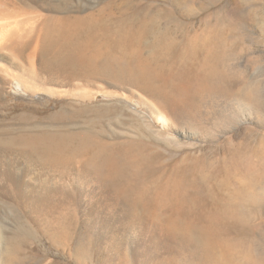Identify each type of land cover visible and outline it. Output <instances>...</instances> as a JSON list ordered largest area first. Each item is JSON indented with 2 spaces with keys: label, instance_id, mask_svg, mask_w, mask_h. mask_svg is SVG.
<instances>
[{
  "label": "rangeland",
  "instance_id": "obj_1",
  "mask_svg": "<svg viewBox=\"0 0 264 264\" xmlns=\"http://www.w3.org/2000/svg\"><path fill=\"white\" fill-rule=\"evenodd\" d=\"M13 1L33 3L42 16L64 5ZM81 1L96 5L95 12L106 0ZM107 1L113 14L101 19L97 38L130 34L127 47L114 53L155 67L157 82L171 92L170 107L159 108L168 120L156 121L154 112L130 99L97 96L87 112L94 123L86 125L80 116L73 128H90L104 145L95 167L72 162L66 183L50 182L67 197L66 242H58L52 221L46 229L43 221H24L19 211L0 205L2 236L21 240L18 264H221L216 241L224 233L248 237L254 251L248 264H264V0ZM28 14L0 16V33L11 30L20 41L33 38L41 18ZM148 23L164 33L173 50L153 52V36L141 31ZM110 83L98 85L111 93L116 90ZM18 95L11 91L0 100V127L17 124L20 115L39 123L70 111L63 94L38 91L29 100ZM92 150L89 155L96 147ZM85 173L104 185L119 181L137 190L131 201L123 194L115 203L107 201L86 183ZM157 183V191L147 190ZM169 221L179 226L174 240L162 229Z\"/></svg>",
  "mask_w": 264,
  "mask_h": 264
},
{
  "label": "bare ground",
  "instance_id": "obj_2",
  "mask_svg": "<svg viewBox=\"0 0 264 264\" xmlns=\"http://www.w3.org/2000/svg\"><path fill=\"white\" fill-rule=\"evenodd\" d=\"M62 1L63 8H59L58 5L57 9L54 8L56 11L50 12L51 14L48 12V16H42L34 11L31 6L33 3L0 0V16L21 11L26 15L31 14L29 19L41 18L37 26L39 33L34 34L33 38L28 36L26 40L22 38L20 41L21 39L18 40L19 38L11 30H6L8 32L6 34H9L7 36L0 33V100H4L11 91L15 94L19 93L23 100H29L30 98L27 97L30 93L34 94L38 91L45 95L63 94L70 99L67 105L70 111L53 113L54 116L47 117L49 121L38 123L30 115H20L17 124L0 127V198L3 200L0 205L16 209L22 214L21 219L24 218V221L31 223L43 221L44 224L46 223L45 228L47 223L52 221L51 225L58 229L56 233L59 238L56 237L60 244L66 242L64 238L67 237L66 231L62 228L67 215L62 213L64 209L66 210L68 201L66 194L65 197L63 196L64 191L59 190L60 187L57 189V186L65 182L68 164L76 162L95 167L104 146L92 135L90 128H85L83 131L74 130L79 126L75 125L77 118L84 116L82 120L86 118L84 122L86 125L94 123L95 116L87 115L92 107L90 103L99 95L106 98L120 96L122 100L130 99L147 112H154L156 121L164 123L168 118L159 108L170 107L172 100H169L170 91L162 84L164 81L161 79L162 83L157 82L161 77L158 76L155 67L132 57L121 58L114 53L117 49L127 47L125 44L130 37L129 33L125 32L119 37L108 40L104 38L103 41L98 39L96 31L99 34L102 31L101 19L112 17V3L106 0L102 3V7L94 12L93 8L96 5L90 2ZM142 27L141 31L145 35L153 36L150 42L153 52H168L174 49V45L167 41L164 33L154 23ZM30 34L32 31L28 35ZM21 59L24 63L19 64L21 62L18 63V60ZM107 80L111 81L110 86L116 91L109 93L98 85L99 82ZM146 97L156 102L159 107L148 102ZM125 103H128V100ZM95 147L96 151L89 155V150ZM85 174L86 183L94 184L96 194L107 201L115 203L119 194L130 200L135 189L137 190L136 186L119 181L104 185L105 182L103 183L99 178H91L88 176L90 174ZM51 181H58L56 188L52 187ZM158 186L157 183L152 189L147 190L157 191ZM165 226L162 229L166 238L174 240L179 227L177 222H170ZM0 233L4 246L3 249L0 248V264H18L21 240L17 237H4L3 232ZM207 254L211 253L207 252L206 257Z\"/></svg>",
  "mask_w": 264,
  "mask_h": 264
},
{
  "label": "clouds",
  "instance_id": "obj_3",
  "mask_svg": "<svg viewBox=\"0 0 264 264\" xmlns=\"http://www.w3.org/2000/svg\"><path fill=\"white\" fill-rule=\"evenodd\" d=\"M221 264H248L254 255L252 242L243 234L224 233L216 241Z\"/></svg>",
  "mask_w": 264,
  "mask_h": 264
}]
</instances>
